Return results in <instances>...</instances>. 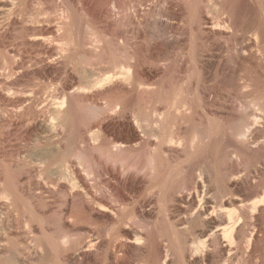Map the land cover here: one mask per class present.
<instances>
[{
	"label": "rangeland",
	"instance_id": "1",
	"mask_svg": "<svg viewBox=\"0 0 264 264\" xmlns=\"http://www.w3.org/2000/svg\"><path fill=\"white\" fill-rule=\"evenodd\" d=\"M263 49L264 0H0V264H264L188 203L264 183Z\"/></svg>",
	"mask_w": 264,
	"mask_h": 264
},
{
	"label": "bare ground",
	"instance_id": "2",
	"mask_svg": "<svg viewBox=\"0 0 264 264\" xmlns=\"http://www.w3.org/2000/svg\"><path fill=\"white\" fill-rule=\"evenodd\" d=\"M6 1V0H5ZM11 3H7L6 6H9ZM215 4V3H214ZM4 7V6H3ZM213 9V8H212ZM193 13V12H192ZM217 13V12H216ZM185 15V14H184ZM160 16V15H159ZM183 16V15H182ZM196 17V16H195ZM207 19V18H206ZM173 24V23H172ZM222 24V23H221ZM233 24V23H232ZM210 26V25H209ZM235 26V25H234ZM198 27V26H197ZM261 27V26H260ZM261 29V28H260ZM174 31V30H173ZM38 35V34H37ZM261 35V34H260ZM248 36V35H247ZM257 38L259 35H257ZM263 37V36H262ZM263 39V38H262ZM205 40V39H204ZM261 40V38H260ZM218 41V40H217ZM259 42V41H258ZM257 42V43H258ZM260 43V42H259ZM258 43V44H259ZM249 45V44H248ZM260 45V44H259ZM194 46V45H193ZM244 46V45H243ZM242 46V47H243ZM196 47V46H194ZM193 47V48H194ZM248 47V46H247ZM200 48V47H199ZM233 49V48H232ZM264 50V49H263ZM262 51V50H261ZM259 51V52H261ZM194 52V51H193ZM264 53V52H262ZM261 53V54H262ZM264 54H262L263 56ZM262 60V59H261ZM241 61V60H240ZM264 62V60H263ZM261 62V63H263ZM260 64V63H259ZM243 65V64H242ZM263 66V65H262ZM242 67V66H241ZM244 67V66H243ZM243 69V68H242ZM264 70V69H263ZM255 71V70H254ZM263 76V75H262ZM91 77V75H90ZM231 77V76H230ZM88 79V78H87ZM264 81V80H263ZM256 82V81H255ZM249 83V82H248ZM258 83V82H257ZM239 84V83H238ZM264 86V85H263ZM250 87H252L250 85ZM262 88V87H261ZM264 88V87H263ZM257 90V88L255 89ZM264 90V89H263ZM258 91V90H257ZM260 91V90H259ZM254 93V91H253ZM104 94V93H103ZM188 94V93H187ZM257 94V92H256ZM251 94L252 100L247 102L253 104L254 106L260 105V110L258 112H254L252 114L253 120H261L264 122V95H256ZM179 96V95H178ZM102 100V99H101ZM38 102V101H37ZM177 103V102H176ZM178 104V103H177ZM187 105V104H186ZM248 105V104H247ZM178 106H180L178 104ZM249 107V106H248ZM53 108V107H52ZM177 108V106H176ZM174 108V110L176 109ZM210 108V107H209ZM167 109V108H166ZM172 109V108H171ZM179 109V108H177ZM255 110V109H254ZM252 109V111H254ZM56 112H59L60 109L56 108ZM170 111V110H169ZM173 111V110H172ZM209 111V110H208ZM160 114V113H159ZM208 119V118H207ZM163 120V119H162ZM250 120V119H249ZM33 121V120H32ZM132 121V120H131ZM169 121V120H168ZM202 121V120H201ZM215 121V120H213ZM99 124V123H98ZM247 124V123H246ZM115 125V124H114ZM242 125V123H241ZM258 125V124H257ZM50 132V123L46 125ZM52 126V125H51ZM246 127V126H245ZM260 128V127H259ZM47 130V131H48ZM126 130V129H125ZM153 130V129H152ZM167 130V129H165ZM211 130V126H210ZM209 130V131H210ZM48 131V132H49ZM212 131V130H211ZM210 131V132H211ZM247 131V130H246ZM154 133V132H153ZM206 133V132H205ZM242 133V132H240ZM244 133V132H243ZM248 133V132H247ZM261 133V132H260ZM48 134V133H47ZM57 134V133H56ZM160 134V133H159ZM46 135V134H45ZM163 135V134H162ZM209 135V134H208ZM242 135V134H241ZM165 136V135H164ZM261 136V135H260ZM47 137V136H46ZM161 137V136H160ZM163 137V136H162ZM52 138V137H51ZM169 138V137H168ZM209 138V137H208ZM245 138V137H244ZM96 139V138H95ZM163 139V138H161ZM166 139V138H165ZM169 140V139H168ZM173 140V139H172ZM171 140V141H172ZM191 140V139H190ZM212 140V139H211ZM161 141V140H160ZM159 141V142H160ZM167 141V140H166ZM170 141V140H169ZM176 141V140H175ZM199 141V140H198ZM165 142V141H164ZM176 143V142H175ZM191 143V142H190ZM161 144V143H159ZM189 144V142H188ZM163 145V144H162ZM170 145V144H169ZM193 146V145H192ZM196 146V145H195ZM190 147V146H189ZM155 149V148H154ZM192 149V148H191ZM47 150V149H46ZM50 150V149H49ZM156 150V149H155ZM167 150V149H166ZM200 150V149H199ZM36 153V152H35ZM38 153V152H37ZM40 153V152H39ZM45 154V153H44ZM42 155V153H41ZM104 156V155H103ZM39 157V156H38ZM41 157V156H40ZM136 157V156H135ZM190 157V156H189ZM192 157V156H191ZM42 158V157H41ZM49 158V157H48ZM100 159V158H99ZM106 159V158H105ZM190 159V158H189ZM179 160V159H178ZM181 160V159H180ZM158 161V160H157ZM187 162V161H186ZM201 162V161H200ZM183 164V162H181ZM189 163V162H188ZM157 164V163H156ZM177 165V164H176ZM179 165V164H178ZM196 165V164H195ZM250 165V164H249ZM209 166V165H208ZM237 166V165H236ZM60 168V167H59ZM154 168V167H153ZM185 168V166H184ZM160 170V169H159ZM169 170V169H168ZM180 170V169H179ZM60 171V170H59ZM241 171V170H240ZM189 173V172H187ZM211 173V172H210ZM263 173V172H262ZM168 175V173H167ZM170 175V174H169ZM173 175V174H172ZM203 175V173H202ZM170 177V176H168ZM204 177V176H203ZM241 177V176H240ZM259 177V176H258ZM172 178V177H171ZM170 178V179H171ZM141 179V178H140ZM164 178L162 177V180ZM219 179V178H218ZM161 180V181H162ZM206 180V178H205ZM210 181V180H209ZM208 181V182H209ZM164 182V181H163ZM167 182V181H166ZM207 182V181H206ZM205 182V183H206ZM207 182V183H208ZM220 182V180H219ZM169 183V182H168ZM210 183V182H209ZM208 183V184H209ZM35 184V183H34ZM164 184V183H163ZM196 190H195V197H200V202H197L195 198L188 201L189 204L194 209V212L190 215V220H194L196 218L202 217V221L205 224V241L211 242L213 240L219 241L221 247L230 255L231 253H235L237 251L242 252L244 249V244L247 242L249 245L257 239V233L255 229H250L248 231V226L251 225V222L254 218H260L264 215V183L257 184L256 190L248 192V194H240V193H224L221 194L220 202H215L213 197V190L212 188L203 182V178L197 179L195 182ZM157 184H155L156 186ZM159 185V184H158ZM176 185V184H175ZM211 185V183H210ZM228 185V184H227ZM230 186V185H229ZM256 186V185H255ZM253 186V187H255ZM169 187V186H168ZM251 187V186H250ZM252 187V188H253ZM249 189V190H252ZM162 189V188H161ZM166 189V188H165ZM168 189V188H167ZM170 189V187H169ZM221 192V191H220ZM238 192V191H237ZM229 194V195H228ZM193 197V196H192ZM191 197V198H192ZM214 198V199H213ZM11 199V198H10ZM219 199V198H218ZM181 201V200H180ZM188 206V205H187ZM121 211V210H120ZM101 216V215H100ZM189 216V215H188ZM199 216V217H195ZM189 219V218H188ZM201 219V218H200ZM199 219V220H200ZM198 220V221H199ZM255 220V219H254ZM197 221V220H196ZM260 221V220H259ZM255 222V221H254ZM257 222V221H256ZM184 224V223H183ZM202 224V222H201ZM14 225V224H13ZM185 225V224H184ZM253 226V225H252ZM255 226V225H254ZM261 227V226H260ZM256 228V227H255ZM177 229V228H176ZM134 230V229H133ZM259 230V229H258ZM248 231V232H247ZM262 231V230H261ZM203 233V232H202ZM202 236V235H201ZM51 239V238H50ZM200 242V241H199ZM207 245V244H206ZM246 245V244H245ZM31 247V246H30ZM251 247V245H250ZM249 247V248H250ZM256 247V245H255ZM9 248V247H8ZM27 248V247H26ZM253 248V247H252ZM251 249V248H250ZM255 249V248H254ZM23 250V249H22ZM249 250V249H248ZM14 251V250H13ZM206 251V250H205ZM245 251V250H244ZM3 252V251H2ZM7 253V252H6ZM10 253V252H9ZM12 253V251H11ZM17 253V252H16ZM238 253V252H237ZM245 253V252H244ZM7 255V254H6ZM12 255V254H11ZM260 255V254H259ZM200 256V255H199ZM205 257V256H204ZM203 257V258H204ZM230 257V256H229ZM28 258V257H27ZM7 259V258H6ZM11 258L8 259L10 261ZM234 259V258H233ZM199 260V259H198ZM217 260V259H216ZM246 260V259H245ZM209 261V260H208ZM12 263V262H11ZM233 264V263H232ZM238 264V263H237Z\"/></svg>",
	"mask_w": 264,
	"mask_h": 264
}]
</instances>
